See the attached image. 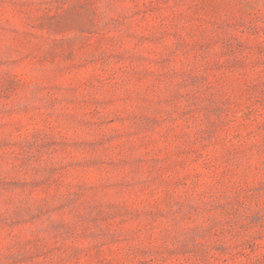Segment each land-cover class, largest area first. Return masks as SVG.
I'll return each instance as SVG.
<instances>
[{
    "label": "rangeland",
    "instance_id": "374dc122",
    "mask_svg": "<svg viewBox=\"0 0 264 264\" xmlns=\"http://www.w3.org/2000/svg\"><path fill=\"white\" fill-rule=\"evenodd\" d=\"M0 264H264V0H0Z\"/></svg>",
    "mask_w": 264,
    "mask_h": 264
}]
</instances>
